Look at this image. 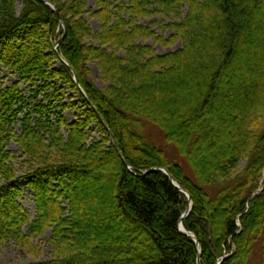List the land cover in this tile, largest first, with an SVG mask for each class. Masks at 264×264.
<instances>
[{
    "label": "trees",
    "instance_id": "1",
    "mask_svg": "<svg viewBox=\"0 0 264 264\" xmlns=\"http://www.w3.org/2000/svg\"><path fill=\"white\" fill-rule=\"evenodd\" d=\"M50 1L56 10L23 0L18 13L17 0H0V65L18 77L0 84V249L14 241L37 251L50 231L52 259L27 264H247L257 246L264 264V0H96V9ZM86 13L101 22L95 34ZM61 17L67 34L55 49ZM141 37L183 45L159 54ZM90 60L107 88L89 78ZM74 71L130 168L84 96L64 102L66 89L80 93ZM27 88L53 99L32 104ZM70 107L82 113L72 123ZM91 120L102 137L89 142ZM146 121L188 170L149 140ZM12 141L25 158L19 166ZM162 167L190 195L183 225L196 238L179 227L189 197ZM87 176L109 184L111 196L89 206ZM26 187L35 214L23 204Z\"/></svg>",
    "mask_w": 264,
    "mask_h": 264
},
{
    "label": "rangeland",
    "instance_id": "2",
    "mask_svg": "<svg viewBox=\"0 0 264 264\" xmlns=\"http://www.w3.org/2000/svg\"><path fill=\"white\" fill-rule=\"evenodd\" d=\"M22 1L23 0H17L16 8H17L18 13H21ZM114 1L116 4H119L121 1L127 2L128 0H114ZM88 8L96 9V0H88ZM85 17L89 21L93 33L94 34L97 33L100 29L101 22L96 17H92L90 13H86ZM151 20H152L151 18L141 19L140 22L145 24V25H150ZM177 20H179V19H177ZM169 22H170V20L166 19V24ZM154 28L157 29L158 35H162V31L159 29L160 25H156ZM172 33H173L172 30H167L164 33V38H169ZM138 43L152 46L156 50V52L159 54H165V53H168L171 51H175V50L181 48L183 45L182 39H177L172 44H164L162 42H155V40L153 38L145 39L142 37L139 38ZM119 55L124 56L125 52L120 51ZM58 66H59V63L57 64V67ZM87 66L89 68V74H90L89 78H91L92 81L95 84H97L99 87H101L103 89L107 88V84L103 81V77L100 73L97 61L96 60H90L87 62ZM17 80H18L17 75H15L11 71H9L4 66L0 65V84H4V87H6L9 84L16 82ZM22 87H24V85H22ZM30 90L31 89L27 88L25 91V94H26L29 102L32 104L36 100H44V102L46 104L47 102H49L50 100L53 99V98H45L44 97L45 93L38 94V99L31 98L30 97L31 93L29 92ZM64 94H65L64 102H69V101L70 102H78L81 99L79 93L73 92L70 89H66ZM72 96H74L73 99H71ZM85 109H87V107H85ZM65 117L67 118L69 123H72V122L77 121L78 118L82 117V113L78 108L70 107L65 111ZM89 128L92 129V131H90ZM17 130L18 131L20 130V125H17ZM88 130L90 131V135H91L89 142H91V140L93 141L94 139L100 140V138L102 137L101 136L102 131L96 125L95 121L91 120V123H90V126L88 127ZM217 130L221 133L225 132V130L221 131L220 127H218ZM145 134L148 136L150 141L156 143L160 148H162L164 151H166V153L168 154V156L171 159L179 160L178 162L184 168H186L188 170L189 163H188L187 159L183 158V157L181 158L179 153H178L177 148L173 144L166 142L165 137H164V133L160 129L159 126H157L151 122L146 121L145 122ZM216 146L217 145L215 143L214 138H211L209 141V149H211L210 150L211 153L214 152V150L215 151L217 150ZM9 148L18 152V156H20L19 164H18V166H19L21 164V162L25 159V158H21V150H20L19 145L15 141H12L10 143ZM209 159H211V158H209ZM186 163L188 164V166ZM246 164H247V160H242L238 170H243L244 167L246 166ZM19 174L21 175L22 171ZM188 175H190V174L188 173ZM190 176H192V175H190ZM94 180L95 179H93L92 177H89V176H87L86 180H85L86 181L85 187H87L88 192L90 194H96V200L92 201V204H90L89 206L94 205L96 202H99L101 200L102 194L105 193L106 196H111V193H112V188L108 187V186H110L109 184H104L102 182L103 181L102 179L101 180H95V181ZM89 181H92V183H90ZM2 184L3 183L0 182V186ZM33 194H34L33 190L29 187H26L24 194H23V197H22V201H23V204L25 205V207L28 208L32 214H35V203H34V199H33L34 198ZM97 198H98V200H97ZM77 207H79V206H77ZM97 217L101 218L100 215ZM106 218L107 219H105V221L109 225H112L110 218L107 216H106ZM120 223H121V221H119V224H116V227H120ZM94 227L97 231L98 223H95ZM50 235H51V232L48 231L44 236L36 239V241H35L36 244H39V246H40V248L37 251H35V250L29 251L25 247H22L20 244L14 242V241H10L9 243L4 244L3 247L0 249V264H27L30 262L45 261V260L52 259V257H53L52 256V253H53L52 244L48 241ZM260 259L261 258H260L259 247L257 246L252 258H250V260L247 264H259Z\"/></svg>",
    "mask_w": 264,
    "mask_h": 264
},
{
    "label": "water",
    "instance_id": "3",
    "mask_svg": "<svg viewBox=\"0 0 264 264\" xmlns=\"http://www.w3.org/2000/svg\"><path fill=\"white\" fill-rule=\"evenodd\" d=\"M39 1H41V2H43V3H45V4L50 5L54 10H56V5H55V3H54L53 1H50V0H39ZM61 20H62V23H63V26H64V34H63V35H62V36H61V37L55 42V44H54V48H55V49H57V48L59 47V45L61 44V42L63 41L64 37H65L66 34H67V30H66L65 22H64V20H63L62 17H61ZM59 56H60V58H61L62 61H64L66 64H68L67 61L65 60V58L62 56V54H59ZM68 66L72 69V67H71L69 64H68ZM74 80H75L76 84L78 85V87H79V89H80V93L84 96L85 100L88 102V104L90 105V107H92V108L97 112V114H98V116L100 117L101 121H102L103 124L107 127L108 132H109V135H110V137H111V140H112L114 146L116 147V149L118 150V152H119V154H120V156H121V158H122L124 164L130 168V166L128 165L127 161L125 160V158H124V156H123V154H122V151H121V149H120V147H119V144H118V142H117V140H116V138H115L113 132H112V131L110 130V128L108 127L107 122H106L105 119L102 117V115L100 114V112L96 109V107L93 105L92 101L88 98V96L86 95V93H85V91L83 90V88L80 86L79 79H78V75H77V73H76L75 71H74ZM157 169H158L157 167H154V168H152V169L149 170V171H154V170H157ZM160 169H161L164 173H166L167 176H169V178L171 179L172 183H173L177 188H179L182 192H184V193L189 197L190 204H189L188 208L186 209V211L183 213L182 218L180 219L179 227H180V230H181L183 233L190 234V233L185 229V227H184V225H183V218H185L186 216H188L189 213H190V211H191V209H192V200H191V198H190V195H189V193H188L183 187L180 186V184H179L176 180H174V179L172 178V176H171V174H170V172H169V170H168L167 168L162 167V168H160ZM190 235H191L193 238H196L195 235H193V234H190ZM221 261H222V260H221ZM221 261H220V262H221ZM220 262H219V263H220ZM199 264H201V263H200V260H199Z\"/></svg>",
    "mask_w": 264,
    "mask_h": 264
},
{
    "label": "bare ground",
    "instance_id": "4",
    "mask_svg": "<svg viewBox=\"0 0 264 264\" xmlns=\"http://www.w3.org/2000/svg\"><path fill=\"white\" fill-rule=\"evenodd\" d=\"M59 54H60V53H59ZM59 58H60V56H59ZM65 60H66V59H65ZM60 61H62L61 58H60ZM63 62H64V61H63ZM79 94H80L81 96H83L81 93H79Z\"/></svg>",
    "mask_w": 264,
    "mask_h": 264
}]
</instances>
